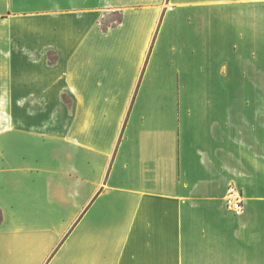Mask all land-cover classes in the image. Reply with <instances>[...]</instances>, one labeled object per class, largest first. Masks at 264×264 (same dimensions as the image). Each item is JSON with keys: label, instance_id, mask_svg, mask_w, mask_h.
Wrapping results in <instances>:
<instances>
[{"label": "crops", "instance_id": "obj_1", "mask_svg": "<svg viewBox=\"0 0 264 264\" xmlns=\"http://www.w3.org/2000/svg\"><path fill=\"white\" fill-rule=\"evenodd\" d=\"M263 5L0 0V264L215 248L228 184L263 200L261 116L242 107L261 89Z\"/></svg>", "mask_w": 264, "mask_h": 264}, {"label": "rangeland", "instance_id": "obj_2", "mask_svg": "<svg viewBox=\"0 0 264 264\" xmlns=\"http://www.w3.org/2000/svg\"><path fill=\"white\" fill-rule=\"evenodd\" d=\"M118 18L119 14L112 12L103 18L101 26L105 28L115 23ZM261 29L263 56L261 67L258 70L256 68L255 74L256 81L261 83V89L247 90L246 102L242 104V107L246 108L245 111L251 109L252 113L259 115L258 118L261 116V169L264 177V5L262 7ZM249 92L252 95L251 100L248 96ZM65 100L70 102L71 99L65 98ZM243 192L247 194L246 189ZM260 194L263 198L261 202L257 203V201L245 199V208L240 215L226 212L223 206V198L221 202L216 204V208L227 217V220L223 221V228H221L224 232L221 231L219 239L214 237L215 248L198 251L197 257H192V260L196 261L193 264H264V179ZM253 212L259 215L257 219L251 217Z\"/></svg>", "mask_w": 264, "mask_h": 264}, {"label": "built area", "instance_id": "obj_3", "mask_svg": "<svg viewBox=\"0 0 264 264\" xmlns=\"http://www.w3.org/2000/svg\"><path fill=\"white\" fill-rule=\"evenodd\" d=\"M244 202L241 188L234 183L228 184L223 197L224 209L234 215H240L245 208Z\"/></svg>", "mask_w": 264, "mask_h": 264}, {"label": "trees", "instance_id": "obj_4", "mask_svg": "<svg viewBox=\"0 0 264 264\" xmlns=\"http://www.w3.org/2000/svg\"><path fill=\"white\" fill-rule=\"evenodd\" d=\"M119 20H120V17L116 21H119ZM1 222H2V212L0 210V224H1Z\"/></svg>", "mask_w": 264, "mask_h": 264}]
</instances>
